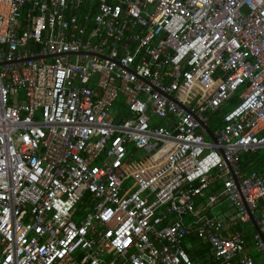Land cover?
Returning <instances> with one entry per match:
<instances>
[{
    "label": "built area",
    "instance_id": "2783aa9c",
    "mask_svg": "<svg viewBox=\"0 0 264 264\" xmlns=\"http://www.w3.org/2000/svg\"><path fill=\"white\" fill-rule=\"evenodd\" d=\"M263 148L264 0H0V264H264Z\"/></svg>",
    "mask_w": 264,
    "mask_h": 264
},
{
    "label": "crops",
    "instance_id": "0c3cea01",
    "mask_svg": "<svg viewBox=\"0 0 264 264\" xmlns=\"http://www.w3.org/2000/svg\"><path fill=\"white\" fill-rule=\"evenodd\" d=\"M249 170H255V169H249ZM249 170H247V171H249ZM219 188H220V181H215V182L211 183L207 188H205V190L203 191L204 195L202 197H198L196 200L197 207H199V208L204 207V208H202V211L206 216L223 219L222 230H223L224 234L229 235L235 231H242V232H244L249 244H251L252 236L256 232L255 229H254L255 231L249 237V235L246 233V229H247L248 224L246 225V224H241V223L237 222L235 220L234 216H231L232 212H231L228 204L225 201H223V203H221V204H216V203L215 204H213V203L209 204L208 203L209 196L211 194H217ZM215 207H219L222 210L218 213H215L213 211V209ZM251 224H252V222H251ZM241 226L243 228H241ZM252 226H253V224H252ZM253 228H254V226H253ZM185 248L187 249L188 253L192 252V251L196 252L195 259H192L196 264H208L211 261L210 249H209V246L206 242L199 240L197 238H192V239L190 238L185 243ZM250 250H252V249H250ZM251 253L258 256L256 254V252H251Z\"/></svg>",
    "mask_w": 264,
    "mask_h": 264
},
{
    "label": "rangeland",
    "instance_id": "374dc122",
    "mask_svg": "<svg viewBox=\"0 0 264 264\" xmlns=\"http://www.w3.org/2000/svg\"><path fill=\"white\" fill-rule=\"evenodd\" d=\"M237 104V98H232V100L228 101L223 108H225L226 111L230 110L231 108H233L235 105ZM222 114L216 112V114H214L211 117V121L215 124V123H219L220 122V116ZM211 128L213 129V127L211 126ZM152 153L148 154L146 151L141 150V149H137V150H133L132 147H130L127 151V155L126 157H128L127 161L128 164L130 166H132L133 168L128 167V169H126V172H130L132 171V174H135L137 177L141 176L142 174V170L143 169H147L149 170L152 166V161H151V155ZM135 168V169H134ZM132 169V170H131ZM136 177V178H137ZM135 180L133 179L132 182H134ZM222 209L219 207H215L213 209V211L215 213L220 212ZM241 228H243L241 226ZM254 228L252 226L251 223L248 224L247 229H246V233L249 235V237L251 236V234L254 232ZM251 252H254V250H251Z\"/></svg>",
    "mask_w": 264,
    "mask_h": 264
},
{
    "label": "trees",
    "instance_id": "16d2710c",
    "mask_svg": "<svg viewBox=\"0 0 264 264\" xmlns=\"http://www.w3.org/2000/svg\"><path fill=\"white\" fill-rule=\"evenodd\" d=\"M224 112H226V110L225 108L222 107L221 109L217 111V114L218 113L223 114ZM216 125H220V122L215 123V124L214 123L210 124V126H212L213 129L216 127ZM242 169L243 171H247L249 169H255V170H258L264 173V148L257 150L256 152H253V153L245 154L242 160ZM189 253H190L189 255L191 256V258L195 259L196 252L192 251Z\"/></svg>",
    "mask_w": 264,
    "mask_h": 264
},
{
    "label": "water",
    "instance_id": "95a60500",
    "mask_svg": "<svg viewBox=\"0 0 264 264\" xmlns=\"http://www.w3.org/2000/svg\"><path fill=\"white\" fill-rule=\"evenodd\" d=\"M202 127L204 128V130H205L206 134L208 135L209 139L213 143H216V138H215V135H214L213 131L211 130V128L207 124H202ZM219 151H221V149H219ZM234 179H235V181L237 180V178L235 176H234ZM251 222H252L256 232H258L260 234V236L263 238V234L260 232L259 226L257 225L256 221L254 220V218L252 216H251Z\"/></svg>",
    "mask_w": 264,
    "mask_h": 264
}]
</instances>
